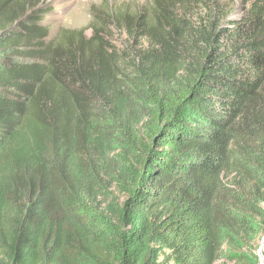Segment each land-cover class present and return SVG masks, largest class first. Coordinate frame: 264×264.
Listing matches in <instances>:
<instances>
[{
    "label": "trees",
    "instance_id": "1",
    "mask_svg": "<svg viewBox=\"0 0 264 264\" xmlns=\"http://www.w3.org/2000/svg\"><path fill=\"white\" fill-rule=\"evenodd\" d=\"M50 12L0 0V264H260L264 0Z\"/></svg>",
    "mask_w": 264,
    "mask_h": 264
},
{
    "label": "rangeland",
    "instance_id": "2",
    "mask_svg": "<svg viewBox=\"0 0 264 264\" xmlns=\"http://www.w3.org/2000/svg\"><path fill=\"white\" fill-rule=\"evenodd\" d=\"M224 5L230 17L242 16L249 8L252 0H219ZM152 0H40L41 5L50 8V14L45 18L46 26L53 34L61 31H83L87 37L95 33L93 25L98 15L104 18L103 24L107 29L103 37L116 50L122 51L129 48L128 38L124 30L110 26L111 19L108 15L116 10L127 11L131 15L141 10L142 7L150 6ZM196 8L195 4H191ZM100 23V22H97ZM144 41L134 43L136 47L144 46ZM257 254L260 264H264V235L258 241ZM161 264H171L161 262Z\"/></svg>",
    "mask_w": 264,
    "mask_h": 264
}]
</instances>
